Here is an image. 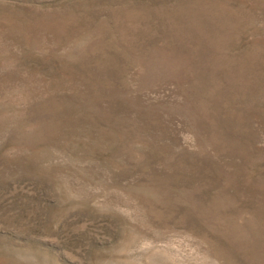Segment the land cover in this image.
Returning <instances> with one entry per match:
<instances>
[{
  "label": "rangeland",
  "instance_id": "rangeland-1",
  "mask_svg": "<svg viewBox=\"0 0 264 264\" xmlns=\"http://www.w3.org/2000/svg\"><path fill=\"white\" fill-rule=\"evenodd\" d=\"M0 264H264V0H0Z\"/></svg>",
  "mask_w": 264,
  "mask_h": 264
}]
</instances>
